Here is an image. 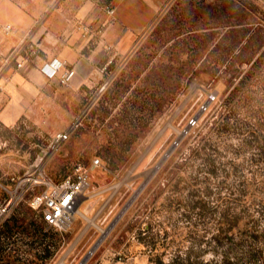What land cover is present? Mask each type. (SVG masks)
<instances>
[{"label":"rangeland","instance_id":"obj_1","mask_svg":"<svg viewBox=\"0 0 264 264\" xmlns=\"http://www.w3.org/2000/svg\"><path fill=\"white\" fill-rule=\"evenodd\" d=\"M49 1L38 36L0 62V105L6 69L37 68L45 37L53 52L67 48L54 41V7L75 14L82 52L97 57L86 86H45L32 103L38 124L0 123V264H264V161L251 162L264 141L249 134L264 132V0H166L131 45L102 51L114 0ZM78 164L90 190L68 230L48 228L28 205L45 189L33 180L55 183ZM234 206L240 224L218 230L220 210Z\"/></svg>","mask_w":264,"mask_h":264},{"label":"crops","instance_id":"obj_2","mask_svg":"<svg viewBox=\"0 0 264 264\" xmlns=\"http://www.w3.org/2000/svg\"><path fill=\"white\" fill-rule=\"evenodd\" d=\"M56 1L54 0V2ZM164 2L166 0H114L111 7L114 13L108 15L105 11L104 18L101 20L104 32H101L97 50L102 51L103 46L104 48L112 47L114 43L122 48L131 45L136 34L150 28L156 21ZM49 8V0H0V53L3 58L9 56L10 49L13 50L17 46L22 47L23 44L29 43L31 37V40H34L38 36L39 32H34L29 37L30 31L35 27L38 31L41 23L44 22L46 10ZM83 10L86 16L91 14L89 13L91 9L88 6H85ZM64 11L62 7L53 8V21H56L54 23L57 24L58 32V36H54V41L60 45H68L67 48L63 50L58 48L53 52L45 44L48 40V37H45L41 45L39 44L43 48L41 49L42 55L34 58L37 68L23 65L14 73L11 68L6 69L10 78L7 84H3L1 87V94L6 98V102L0 105V123L2 125L11 127L21 118L33 120L38 124V111L42 108L32 105V103L39 94L45 97V86L55 81L46 79L39 71L44 63L57 59L74 69L75 74L70 83V87L74 90L86 86L89 78L92 77V62L94 56L97 57L96 53L82 52L87 42L81 39L82 28L77 27L75 14L72 16L69 12L66 17ZM6 25L10 26L7 31L5 30ZM77 39L76 44L75 40ZM6 58L4 60H7Z\"/></svg>","mask_w":264,"mask_h":264},{"label":"built area","instance_id":"obj_3","mask_svg":"<svg viewBox=\"0 0 264 264\" xmlns=\"http://www.w3.org/2000/svg\"><path fill=\"white\" fill-rule=\"evenodd\" d=\"M106 13L112 15L114 10L106 7ZM10 26L6 25L5 30H9ZM4 58L0 53V62ZM17 68L22 67V62H17ZM39 71L48 80H55L62 86H69L74 77L75 71L69 68L66 63L57 59H52L44 63ZM83 118V117H82ZM80 115L73 120L71 125L65 131L58 132L52 137L51 149L57 148L66 142L80 125H82ZM100 166L99 159H94L90 163L91 169ZM33 185H45V189L33 195L28 203L29 207L37 211L40 219L46 227L57 230H68L75 220L78 206L91 187V179L89 171L85 166L76 165L71 173L60 179L59 181L45 182V179L39 175L34 178ZM10 205V201L3 206L5 212Z\"/></svg>","mask_w":264,"mask_h":264},{"label":"trees","instance_id":"obj_4","mask_svg":"<svg viewBox=\"0 0 264 264\" xmlns=\"http://www.w3.org/2000/svg\"><path fill=\"white\" fill-rule=\"evenodd\" d=\"M249 134H250L252 142L260 143V142L264 141V132H262V131L253 130ZM258 151H260V150L258 149ZM261 151H260V153H261ZM253 156L255 158L256 154ZM260 158H262V159H258V160L251 159V162L252 163H253V161L259 162V160L264 161V157H260ZM263 172H264V169H263ZM262 177L264 178V173L262 174ZM241 220H242L241 213H239V210L236 209V206H234V208L224 207L219 212V221H220L219 224H220V226H219L218 230L230 233L232 230H234L235 228L238 227ZM42 223H43V221H42ZM246 231H244V232H246ZM246 234L248 235V238H251V239L252 238L255 239V238L259 237L258 231H252V232L249 231ZM226 239L230 240V241L232 240V238H229V237H226ZM232 243L233 242H230V245H232ZM228 246H229V243H228ZM247 248H248V250L246 251L247 253L254 252V251L258 250V249L257 250L255 249L256 247L254 246V244L247 246ZM231 261L232 260L229 257H226L224 259V262H226V263H229V262L231 263Z\"/></svg>","mask_w":264,"mask_h":264},{"label":"water","instance_id":"obj_5","mask_svg":"<svg viewBox=\"0 0 264 264\" xmlns=\"http://www.w3.org/2000/svg\"><path fill=\"white\" fill-rule=\"evenodd\" d=\"M88 108H89V106H87V107L82 111V113L80 114V118H82V117L85 115V113H86V111L88 110Z\"/></svg>","mask_w":264,"mask_h":264},{"label":"bare ground","instance_id":"obj_6","mask_svg":"<svg viewBox=\"0 0 264 264\" xmlns=\"http://www.w3.org/2000/svg\"><path fill=\"white\" fill-rule=\"evenodd\" d=\"M77 213H78V210H77Z\"/></svg>","mask_w":264,"mask_h":264}]
</instances>
